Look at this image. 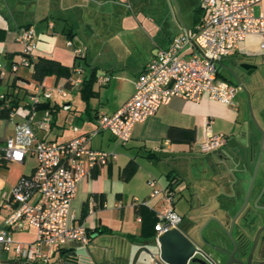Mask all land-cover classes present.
<instances>
[{"label": "crops", "instance_id": "obj_1", "mask_svg": "<svg viewBox=\"0 0 264 264\" xmlns=\"http://www.w3.org/2000/svg\"><path fill=\"white\" fill-rule=\"evenodd\" d=\"M206 2L0 0V54L2 51L8 56V67L16 60L13 53L20 51L22 54V46L15 40L21 27H31L34 31V59L37 55H44L70 68L78 61L83 67L79 83L71 82L77 75L72 70L69 77L45 75L40 80L45 86L62 82L67 94L63 96L54 91L49 99L39 95L35 104L30 102L29 96L40 82L32 77L31 65H24L31 67V79L20 67L15 74L0 78V83L4 82L8 87L20 80L34 83L33 91L25 88L23 93L17 92L16 112L12 118L6 117L0 140L12 134L15 123L32 111V125L38 138L66 140L78 133H87L90 146L117 154L84 176L77 183L70 201L75 221L84 223L93 235L87 244L71 241L67 247L86 248L99 264H132L139 242L153 230L150 218L142 220L134 204L135 199L146 200V205L154 212L160 206L161 196H151L150 178H156L157 184L162 186L177 179L175 208L184 216L180 226L194 237L201 231L210 238V226L217 225L214 216L229 225L231 215L244 201L261 152L262 133L255 126L251 109L264 128V49L260 47L261 37L256 34L247 35L237 49L219 63L220 76L235 83L229 67H235L239 60L250 64L244 70H237L247 86L248 98L239 92L242 87L237 91L234 106L210 98L206 92L199 100L174 95L154 113L136 122L132 136L126 142L116 138L109 129L94 132L97 116L111 114L124 104L132 95L138 76L159 48L169 46L174 36L183 31L192 35L197 32L207 13ZM254 8L257 13H264V0L256 1ZM68 39L73 43L68 44ZM63 45L70 47L71 57ZM76 45L84 46V55L80 58H76L74 52ZM195 50L194 44H188L180 54L190 55ZM101 76H109V79L101 81ZM66 104L68 107L64 106ZM45 112L50 113V121L47 126H39L38 120ZM8 123H11L10 127ZM71 125H76L78 130H72ZM171 125L188 131H177L176 138L171 139L167 137ZM192 129L195 136L189 139V130ZM210 132L225 133V140L217 149L203 152L201 142ZM131 160L137 163V168L129 179H123L121 170ZM27 161L31 162L32 170L33 156L15 163ZM263 172L264 149L249 205L259 197ZM23 173L18 172L13 178L0 181L7 191L5 196ZM101 194L105 195L103 204L100 203ZM5 196L0 198V203ZM92 200L95 205L90 204ZM86 202V212H83ZM179 202L181 207L177 208ZM259 225L257 220L252 222V236ZM15 230L19 229L12 230L14 239ZM234 233L236 235L237 231ZM61 249L56 248L49 261L41 264H48L58 257ZM0 253L5 259L27 261L13 257L11 252L5 255L1 247ZM254 257L253 264H264V232Z\"/></svg>", "mask_w": 264, "mask_h": 264}, {"label": "built area", "instance_id": "obj_2", "mask_svg": "<svg viewBox=\"0 0 264 264\" xmlns=\"http://www.w3.org/2000/svg\"><path fill=\"white\" fill-rule=\"evenodd\" d=\"M256 1L207 0V13L197 32L192 35L183 31L174 36L169 46L159 48L138 76L134 91L124 104L111 114L97 116L94 132L109 129L116 138L126 142L131 138L136 122L154 113L174 95L199 100L206 92L210 98L236 105L235 97L241 86L220 76L219 63L249 34L260 36V47L264 49V13L255 11ZM15 40L21 44L22 54L8 68L0 64V78L15 74L19 65H31L34 59L33 29L21 27ZM67 43L73 41L68 39ZM188 44H194L196 50L190 55H181ZM74 52L76 58L82 57L84 46L76 45ZM72 71L77 75L71 82L79 83L83 72L79 61L72 66ZM108 79L109 76L99 78L101 81ZM39 82L29 96L32 104L38 102L39 95L49 99L54 91L63 96L67 94L62 82L52 87L45 86L44 81ZM64 106L68 107L67 104ZM15 112L12 107L8 116L12 118ZM50 118L49 112L43 113L38 125L47 126ZM33 121V112L30 111L15 123L12 134L0 140V164L22 162L27 156L35 159L33 169L19 176L1 200L0 206L6 209V214L0 226V247L15 258L47 263L56 248H65L71 241L90 242L93 234L84 223L75 221L70 201L77 183L97 165L114 159L117 154L90 146L87 133H78L66 140L38 138ZM70 128L78 130L76 125ZM224 140L225 133L210 132L201 142V150H215ZM148 181L152 186L151 196H161L160 206L155 209L157 234L179 227L183 214L175 208L177 179L164 186L158 185L156 178ZM135 200L147 203L146 200ZM90 204L96 202L92 200ZM30 227L35 229L31 241H20L11 235L14 229Z\"/></svg>", "mask_w": 264, "mask_h": 264}, {"label": "water", "instance_id": "obj_3", "mask_svg": "<svg viewBox=\"0 0 264 264\" xmlns=\"http://www.w3.org/2000/svg\"><path fill=\"white\" fill-rule=\"evenodd\" d=\"M249 65L239 60L235 67H229L237 83L245 90L247 86L237 70H244ZM251 117L262 133L261 152L244 201L237 212L231 215L229 225L214 216L217 225L210 226V238L199 231V242L192 240L180 227L156 233L149 243L146 241L144 245L136 248L132 264H253L257 244L264 232V172L258 199L253 205H249V199L263 154L264 128L259 124L253 109H251ZM260 198L261 202H259ZM224 210L228 211L226 208ZM256 220L260 225L252 236V222ZM234 231H237L236 235ZM0 264L38 263L5 259L0 253ZM48 264H99V262L84 247H65L61 249L60 255Z\"/></svg>", "mask_w": 264, "mask_h": 264}, {"label": "trees", "instance_id": "obj_4", "mask_svg": "<svg viewBox=\"0 0 264 264\" xmlns=\"http://www.w3.org/2000/svg\"><path fill=\"white\" fill-rule=\"evenodd\" d=\"M32 77L40 81L44 78L45 75L54 74L57 78L61 76L69 77L72 67L62 64L59 60L44 56V55H37L35 59L32 60ZM14 83V82H12ZM3 96H0V117H8L9 112L12 107H14L17 103L15 100L14 95H10L8 92L2 93ZM186 130L187 129L175 125H171L167 132V137L171 139L176 138L177 131ZM187 134V133H185ZM194 130H189L188 138H194ZM137 168V163L134 160L129 161L121 170V176L123 179H129L131 175ZM27 174V173H26ZM25 175V173L21 174L20 176ZM95 197H98V194H93ZM100 203H104L105 195L101 194ZM88 202V201H87ZM86 203H84L83 212H86ZM134 204L136 207V211L141 215L142 220H145L146 217H149L152 223L153 230L147 232L148 234H155L156 229L154 227L155 222L157 221V216L154 210L150 209L146 204L141 202H137L134 200Z\"/></svg>", "mask_w": 264, "mask_h": 264}, {"label": "rangeland", "instance_id": "obj_5", "mask_svg": "<svg viewBox=\"0 0 264 264\" xmlns=\"http://www.w3.org/2000/svg\"><path fill=\"white\" fill-rule=\"evenodd\" d=\"M38 41H39V39H38ZM42 41L43 40H40V42H42ZM63 43H64V40H63ZM63 48H66L68 50L69 55L71 57L72 51H71L70 47L63 45ZM0 55L2 56V58H0V64L4 65L5 68H7L8 64H9V59H7L8 56L5 55V53H3L2 51H1ZM13 57L17 60L20 57V51L13 53ZM3 60H4V62H2ZM19 67H20V70L23 73H25L28 76V78L31 79L30 74H29L31 67L30 66H24V65H19ZM7 87L8 86L4 82L0 83V90L4 91L3 93H6V91H7L10 95L16 96L17 92L23 93L25 88H27L28 91H31V90L33 91L34 90V88H33L34 83L32 80L31 81L20 80L18 82H14V84H11L8 88ZM239 92L244 97H246V98L249 97L247 90L242 88L239 90ZM253 104L256 105V102L255 103L253 102ZM6 119H7L6 117H0V131H3V129H4V125H5L4 123H5ZM8 124L10 127L11 123H8ZM255 126L258 128V126L256 124H255ZM30 161H27L24 164H18V163H15L13 161H7L6 164H0V181L4 180L3 182H5L8 179L13 178L18 172L22 171V172L26 173V172L30 171L31 170V162ZM3 186L0 185V198L5 196V194L7 192L6 190H4L5 188H2ZM180 204H181V202L178 203L177 208L181 207ZM5 214H6V209H4L0 206V218L3 217ZM13 232H14L15 238L17 240H20V241H28V239H33L35 237V229L33 227L30 228L29 230H19V231L15 230ZM4 254L9 255V251H5Z\"/></svg>", "mask_w": 264, "mask_h": 264}, {"label": "flooded vegetation", "instance_id": "obj_6", "mask_svg": "<svg viewBox=\"0 0 264 264\" xmlns=\"http://www.w3.org/2000/svg\"><path fill=\"white\" fill-rule=\"evenodd\" d=\"M184 220V216H183V219H182V221ZM181 221V222H182ZM187 222V221H186ZM192 225H194V223L192 222L191 223ZM190 224V225H191ZM181 225V224H180ZM179 225V227L192 239V240H194L195 242L197 241V242H199L200 241V239H199V232H198V235H197V237H194V236H192V235H190L187 231H185L181 226ZM157 233V232H156ZM156 233L155 234H148V235H145L144 236V238H142L141 239V241L139 242V246H141V245H144V243L147 241L148 243L150 242V240H151V238L154 236V235H156ZM206 237V236H205Z\"/></svg>", "mask_w": 264, "mask_h": 264}]
</instances>
